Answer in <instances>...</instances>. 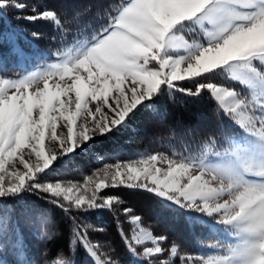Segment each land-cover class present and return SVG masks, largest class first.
<instances>
[{
  "label": "snow or ice",
  "instance_id": "1",
  "mask_svg": "<svg viewBox=\"0 0 264 264\" xmlns=\"http://www.w3.org/2000/svg\"><path fill=\"white\" fill-rule=\"evenodd\" d=\"M8 6L9 0H0V11ZM12 6L21 11L26 7L19 2ZM32 11L19 18L61 25L55 10ZM101 12L103 23L96 28L91 24L77 27L72 37L75 47L58 54L46 69L14 79L0 78V198L36 196L67 215L73 209H111L121 202L115 197L98 201L96 190L101 188L144 191L161 199L165 210L206 213L236 237L227 255L203 264H264V0H120L115 8L110 3L107 8L101 6ZM89 29L94 34L86 37ZM31 35L40 38L41 34ZM68 35L66 30L65 44ZM221 73L246 86L247 94L211 82ZM180 81L190 82L194 90ZM165 87L194 99L205 93L214 97L239 130L232 135L221 133L223 142L218 149L217 131L205 134L212 151L197 165L199 175L191 174L190 162L168 160L165 169L156 166L157 155H150L135 164H117L115 171L105 173L110 184L102 178L87 197L78 185L40 182L39 175L58 157L95 139L89 132L105 137L120 133L146 105L156 102ZM93 102L94 112L89 108ZM82 111L92 117L94 128L77 122ZM61 121L67 135L59 139L58 152L48 150L46 155V139L57 141ZM225 193L231 198L220 202ZM131 211L124 209L125 214ZM114 218L121 238L135 255L119 218ZM140 219L132 217L137 224ZM72 231L97 257L87 228L74 221ZM162 251L159 246L145 248L144 256ZM97 261L109 264L99 257ZM188 261L196 264L191 257L185 264Z\"/></svg>",
  "mask_w": 264,
  "mask_h": 264
},
{
  "label": "trees",
  "instance_id": "2",
  "mask_svg": "<svg viewBox=\"0 0 264 264\" xmlns=\"http://www.w3.org/2000/svg\"><path fill=\"white\" fill-rule=\"evenodd\" d=\"M18 2L26 5L22 11L12 6ZM109 3L115 8L120 0H9V6L0 11V18L11 28L18 29L16 41L26 52L52 54L65 45L66 30L70 43L74 42L72 37L77 27L91 24L96 28L103 23L101 6L107 8ZM33 8L55 10L61 25L57 27L55 21L31 23L19 18L33 14ZM33 32L40 33V38L33 37ZM92 34L89 29L85 35ZM0 56V76H15L20 72L15 64L16 55L4 44L0 45ZM221 81L219 75L211 80L215 83ZM177 83L194 90L190 82ZM213 130L217 131V142L222 139L221 133L230 135L237 130L214 97L205 93L194 99L165 87L156 102L138 112L123 131L107 137L97 136L85 145L82 152L75 151L65 160L58 158L45 172V177L49 180H82L98 164L130 160L140 154L195 160L209 144L205 134ZM108 197L118 198L121 202L114 203L111 209H73L67 215L36 196L25 194L22 198H0V258L9 264H49L54 260H67L68 264H98L97 257L109 264H138L121 238L114 218H119L124 235L140 255L141 245L132 243L134 228L129 220L132 215L139 216L141 226L149 228L154 236L164 237L159 239L163 251L158 258H168L175 247L173 259L178 261L177 264L181 256L199 255L218 240L217 233L206 224L192 220L183 210H165L163 201L153 194L124 187L104 188L97 194L100 202ZM125 208H130L131 214H125ZM74 221L87 228L89 243L97 257H93L73 233ZM17 235L23 251L21 258L16 255L13 240L4 239L6 236L15 239ZM143 259L147 264L156 263Z\"/></svg>",
  "mask_w": 264,
  "mask_h": 264
},
{
  "label": "rangeland",
  "instance_id": "3",
  "mask_svg": "<svg viewBox=\"0 0 264 264\" xmlns=\"http://www.w3.org/2000/svg\"><path fill=\"white\" fill-rule=\"evenodd\" d=\"M0 14H1V12H0ZM2 16H3L4 20H7L5 15H2ZM17 30L18 29L16 27L11 28L8 25V22L3 23L2 19L0 18V45L4 44L9 51H11L12 53H14L16 55L15 64H16V67L18 68V70L20 71L19 74L15 75V76H6V77L0 76V78L14 79V78H19L22 75H27V74H31L33 72L42 71V70L46 69L51 63H55L57 61L58 54H63V53L68 51V48L75 47V45H76L75 41L70 42L68 44H65L62 48L55 50V52H53L52 54L44 53L42 55H39L34 51L26 52L16 41ZM186 31H190V30H186ZM186 38H189V37H186ZM81 42H83V38H81ZM190 42H191V39H190ZM0 60H1V56H0ZM185 66L186 65H182V67H185ZM81 74L86 76V73H84L83 70H81ZM218 75L220 77H222V79H223V81L217 83L218 85L224 86V87H230V88H233L234 90L241 91L245 95L247 94L246 86L240 84L238 81L233 80L230 74L221 73ZM65 80L68 83L71 82L69 77H65ZM218 104H219V102H218ZM89 108L94 112L95 111V102L89 104ZM102 110L105 111L109 117H111L112 114L110 112H108L106 107L102 106ZM97 119H99L98 115H97ZM91 121H92V117L88 116L86 111H82L80 116L77 118V122L80 123L81 125H83L85 128H94L95 127ZM74 130L78 131V129H75V128H74ZM235 131L239 132L238 129ZM88 134L94 135L95 138L97 136H100L98 134V132H89ZM240 134L243 135L242 132ZM57 135H58V139L56 142H52V141L46 139V142H45L46 143V151H45L46 155L48 154V150H55L57 152L59 151L60 145H59L58 141H59V139H62L64 137H66V135H67V128L64 126L63 121L59 122L57 125ZM230 135H232V134H230ZM222 142H223L222 139L217 142V145H216L217 149L220 147ZM84 149H85V146H83L80 149H75L74 152L75 151L82 152ZM210 151H212V146L210 144H206L204 146V148L200 151L198 157L195 160H188V161L185 160V162H190L192 164V167L190 169L192 175H199L200 174V169L197 165L200 163L201 160H204L207 158V153H209ZM73 153H68V154L60 156L58 158L65 160L68 157H70ZM150 155H157L158 162H157L156 166L160 167V168H165V169L167 168V161L168 160H176L177 162L184 161V160L176 159L172 156L161 155V154L160 155H158V154H140L137 158L130 159V160L115 161V162H104L102 164H98L97 166L93 167L91 173L89 175L85 176L82 180H68V179L49 180L45 177V173L40 174L38 178H39L40 182H42V183H61L62 185L66 186V187L78 185L83 190V194L87 197V196H91L93 194V190L96 189V184L99 183L102 178H103V182L105 184H110V176H105V173L106 172L110 173L112 171H115V166L117 164H127V163L135 164L136 162H138L140 160L146 159ZM159 157H165L166 159L164 161H160ZM25 158L26 159L29 158L27 150L25 152ZM30 159L32 162H35L36 157L34 155H32L30 157ZM51 166L52 165H50V168H51ZM17 168H19L20 170H23V166L20 165L19 163H17ZM9 171H11V169H9ZM89 178H91V179H89ZM204 178L208 179L209 177L206 176ZM102 189H104V188L96 190V196H97L98 192L101 191ZM230 198L231 197L227 193L222 194L220 202H223V199H230ZM185 212L187 215H189L191 217L192 220L206 224L207 227L213 233H217L218 240L216 241V243H212L209 246H207V248H205V250L200 255L181 256L178 264H185V261L189 257H191L192 260L196 261V264H203V261H205V260L217 258V257L223 256V255H227L228 248L230 245L235 243L236 237L233 236L230 232H228L223 225L218 224L216 219H214L213 217H209L206 213H196L194 210L191 212H187V211H185ZM133 216H135V215H132L129 218V220L132 222L133 228H134L133 233H132V243H134L135 245H141L140 246L141 247L140 248L141 254L139 256H138V254H135V255L133 254V256L137 260V262L139 264H147L143 259V257H144L148 261L152 260V262H156V263H152V264H177L176 262H178V261H176V259H173L174 254H175V252L172 251L173 248L171 249V252H170V255L168 258H163V257L158 258L159 254H161V253L154 254L153 256H150V257L144 256V249L145 248H149V247L155 248L157 246L160 247V245H159V239L160 238L154 236L149 228L141 226L140 222L138 224L134 223L132 220ZM141 229H143L144 231L142 232ZM133 237L139 238L141 243L136 244ZM4 239L8 242L13 240L12 245H14L16 247V255L18 258H21L23 256V251H22V247L20 244L19 236L17 235L15 239H12L10 236H6ZM58 262H62V261L61 260H54V261L50 262L49 264H58ZM0 264H9V263L3 262V260L0 258ZM188 264H192V261H188Z\"/></svg>",
  "mask_w": 264,
  "mask_h": 264
}]
</instances>
